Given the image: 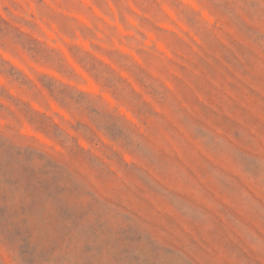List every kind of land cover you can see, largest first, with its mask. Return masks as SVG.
Returning <instances> with one entry per match:
<instances>
[{"label": "clouds", "instance_id": "clouds-1", "mask_svg": "<svg viewBox=\"0 0 264 264\" xmlns=\"http://www.w3.org/2000/svg\"><path fill=\"white\" fill-rule=\"evenodd\" d=\"M24 8L39 31L22 30L58 51L63 67L34 57L14 36L0 39V61L23 69L42 93L25 99L63 134L13 108L15 116L0 111V135L83 174L102 201L122 199L136 211L151 204L152 216L168 214L176 236L199 242L189 248L194 264H264V102L247 88L228 90L247 110L237 112L238 129L190 105L192 81L213 57L234 74L231 82L264 94V0H27ZM43 74L87 99L77 104L50 94ZM0 84L14 95L26 91L5 74ZM113 124L119 140L110 135ZM81 149L119 158L108 159L104 177ZM252 159L259 167L248 164ZM80 199L93 202L91 195ZM218 225L236 248L216 242L210 233ZM0 264H22L18 246L3 236Z\"/></svg>", "mask_w": 264, "mask_h": 264}, {"label": "rangeland", "instance_id": "rangeland-1", "mask_svg": "<svg viewBox=\"0 0 264 264\" xmlns=\"http://www.w3.org/2000/svg\"><path fill=\"white\" fill-rule=\"evenodd\" d=\"M26 2L0 0V39L14 36L34 57L63 67L58 51L22 30L21 26L39 31L35 16L26 13ZM73 51L81 53L79 48ZM109 54L123 58L119 52ZM81 58L92 59L87 53ZM0 66V74L7 75L21 90L26 89L14 95L0 84V111L15 116V108L31 122L43 128L51 126L57 136L62 135L50 117L37 112L25 99L29 94L35 99L42 93L23 69L3 61ZM229 77L236 80L219 59L213 57L211 63H204V70L192 81L190 105L198 108L205 119L238 129L241 125L237 112L243 115L247 110L232 100L228 90L242 94L247 88L261 102L264 94L242 81L238 86ZM40 80L52 95L59 93L77 104L87 99L85 94L61 85L55 77L43 74ZM74 127L82 125L78 122ZM109 132L114 140L122 138L118 125L110 126ZM83 155L90 169L104 177L109 175L108 159L119 158L115 152L108 158L95 153ZM248 164L259 167L256 159ZM88 187L86 176L74 173L56 158L33 147H17L0 135V236L18 246L22 264H194L189 248L199 247V242L189 238L186 245L176 236L174 218L166 213L152 216L155 206L151 204L136 211L122 199L102 201ZM86 195L93 196V202L84 205L80 198ZM174 198L182 202L178 193ZM210 234L217 243L236 248L222 226H216Z\"/></svg>", "mask_w": 264, "mask_h": 264}]
</instances>
